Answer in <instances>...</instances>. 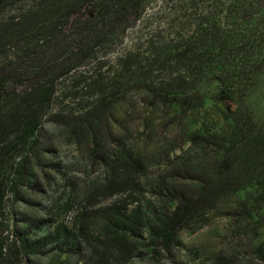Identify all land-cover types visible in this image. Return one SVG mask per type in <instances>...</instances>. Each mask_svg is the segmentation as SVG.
<instances>
[{"label":"rangeland","instance_id":"rangeland-1","mask_svg":"<svg viewBox=\"0 0 264 264\" xmlns=\"http://www.w3.org/2000/svg\"><path fill=\"white\" fill-rule=\"evenodd\" d=\"M54 1L0 2V23L13 18L20 30L31 28L30 14ZM223 3L145 0L135 23L123 32L111 28L107 42L94 48L107 60L119 58V66L109 72L114 79L85 86L86 69L78 65L58 81L36 145H18L5 163V175L16 176L18 182L3 207L6 241L13 248L25 236L32 249L25 257L23 251L9 250L1 264H264L258 251L261 243L264 249V227L242 204L254 196V186L221 190L215 205L191 218L168 247L152 243L143 231L125 260L112 253L103 263L89 249L76 252L66 240L61 242L64 229L69 234L76 230L77 212L85 202L82 193H92L97 187L91 182L104 176L105 154H124L140 165L142 188L134 194L157 209L161 199L176 193L174 188L186 192L219 174L232 122L213 99L215 86H201L203 96L190 90L183 105L168 101L165 91L182 67L177 56L185 40L198 39L205 28H226ZM1 50L14 57L26 53L19 42ZM87 125L92 134H87ZM112 198L106 194L90 202L91 233L99 232L100 208Z\"/></svg>","mask_w":264,"mask_h":264},{"label":"trees","instance_id":"trees-1","mask_svg":"<svg viewBox=\"0 0 264 264\" xmlns=\"http://www.w3.org/2000/svg\"><path fill=\"white\" fill-rule=\"evenodd\" d=\"M144 1L55 0L30 14L28 20L34 22L31 28L20 30L13 18L11 23H0V47L11 48L19 42L26 52L14 57L9 51H0V264L9 250L23 251L25 257L32 249L25 236H19L13 248L6 241L3 207L8 192L18 182L16 176L5 175V163L18 145H36L42 115L61 78L84 65L85 86H91L90 82L102 86L104 77L114 79L109 72L119 66V58L107 60L95 54L94 48L107 42L111 28L123 32L135 23ZM221 1L226 9V28H205L198 39L185 40L177 56L182 67L165 91L168 101L183 105L190 99V90L197 96L202 95L201 86H215L213 99L221 103L232 122L231 143L224 149L219 174L186 192L174 188L175 194L165 193L168 197L161 199L157 209L134 194L142 188L140 165L128 161L124 154H105V174L90 184L97 188L82 193L85 202L77 212L76 230L61 233V242L66 240L76 252L87 248L103 263L112 253L125 260L132 255L134 239L143 231L152 243L168 247L191 218L215 205L223 189L254 186V196L243 199L242 204L264 227V0ZM17 35L18 41H13ZM86 130L92 134L93 128L87 125ZM95 146L94 153L98 150ZM153 191L157 193L155 188ZM106 194L113 198L100 208L99 232L91 233L87 221L90 202ZM258 251L264 257L263 243Z\"/></svg>","mask_w":264,"mask_h":264}]
</instances>
